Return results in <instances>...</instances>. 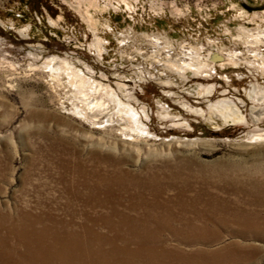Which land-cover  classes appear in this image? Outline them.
Here are the masks:
<instances>
[{"label":"rangeland","instance_id":"rangeland-1","mask_svg":"<svg viewBox=\"0 0 264 264\" xmlns=\"http://www.w3.org/2000/svg\"><path fill=\"white\" fill-rule=\"evenodd\" d=\"M94 1L0 0V214L17 217L26 203L31 208L39 201L44 207L52 206L54 198L63 196V177H70V166L64 169L60 161L72 164L76 153L79 162L88 164V153L94 151L115 157L134 154L135 160L128 155L122 165L134 172L143 164L162 168L168 163L189 164L192 170L197 165L210 170L214 165L228 169L236 164L233 170L251 171L253 151H263L248 144L246 135L256 131L250 120L253 108L264 107L254 91L264 88V76L244 62L243 58L251 57L240 29L264 31V0H124L132 6L129 10L122 0ZM77 3L80 11L74 7ZM83 10L95 21L94 29L83 19ZM95 36L103 43L102 57L89 47ZM196 48L202 54L216 49L235 52L237 65L217 67V71L208 67L202 75L165 68L167 59L187 60L185 51ZM258 51L264 54V46ZM52 58L72 64L86 77L89 88L94 82L115 91L122 103L138 111L151 137L122 134L118 125L108 131L83 120L75 112L68 76L59 73L55 80L58 72L47 69L46 61ZM120 83L126 87L120 88ZM211 86L210 95L201 94ZM223 99L238 108L245 123L206 120L210 106ZM192 110H200L203 117ZM258 125L264 128V118ZM97 139L115 148L94 147ZM196 139L202 142L185 144ZM134 149L140 154L135 155ZM233 170V177L246 179ZM233 195L228 197L237 198ZM12 226L6 223L0 236L16 246ZM228 243L259 250L238 264H264V239L222 234L219 245ZM219 245L200 247L209 252ZM23 253L24 249H14L9 258L20 260Z\"/></svg>","mask_w":264,"mask_h":264},{"label":"bare ground","instance_id":"bare-ground-1","mask_svg":"<svg viewBox=\"0 0 264 264\" xmlns=\"http://www.w3.org/2000/svg\"><path fill=\"white\" fill-rule=\"evenodd\" d=\"M125 5L128 10L132 7ZM80 6L77 3L74 7L80 11ZM83 14L89 28L94 29L96 25L91 15L87 10H83ZM240 32V39L251 57L243 58L244 62L264 76V54L258 51L264 46V31L252 33L242 28ZM89 47L102 57L103 43L98 37L95 36ZM201 50L185 51L187 60L167 59L165 68L177 74L202 75L208 67L217 71V67L237 65L235 52L224 54L223 50L216 49L202 54ZM45 65L51 72H58L55 80L62 74L68 76L75 112L83 120L108 131H115L113 126L118 125L122 134H136L143 139L151 137L148 126L138 118V111L122 103L107 85L93 82L89 88L86 77L65 59L52 58ZM118 86L126 87L121 83ZM213 90L214 86L207 87L201 94L210 95ZM254 91L264 103V88ZM209 110L206 120L210 123L214 118L224 123L246 122L245 116L227 99L211 105ZM141 111L147 114L145 108ZM192 113L203 117L200 110H192ZM262 118L264 107L253 108L250 120L256 131L246 135L247 141L263 147V151H253L252 172L233 170L236 164H229L228 169L214 165L210 170L197 165L196 170H192L189 164L174 163L163 164L162 168L143 164L134 172L122 168L128 155L135 160L134 154L115 157L97 151L88 153L89 164L78 161L79 153L75 154L72 164L61 160L64 169L70 166V177H63V196L54 198L52 206L44 207L39 201L33 208L26 203V209L18 210L17 217L0 214V229L11 223L10 232L17 241L16 246H11L0 236V264H238L251 258L258 249L234 243L219 244L222 234L264 239V128L258 125ZM201 142L196 139L185 144ZM93 145L115 148L101 139L95 140ZM125 145L129 146H121ZM133 152L140 154L135 149ZM232 170L245 174L246 179L233 177ZM204 186L205 190L201 188ZM231 193L237 198L234 195L233 199L229 198ZM166 236L174 241H167ZM173 245L190 249H176ZM212 245L220 247L209 252L200 247ZM16 247L24 249V253L20 260L13 261L9 255Z\"/></svg>","mask_w":264,"mask_h":264}]
</instances>
